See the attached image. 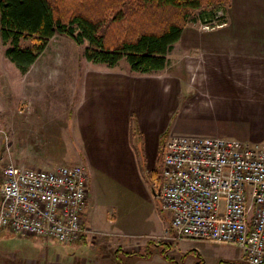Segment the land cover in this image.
Masks as SVG:
<instances>
[{"label":"crops","instance_id":"obj_1","mask_svg":"<svg viewBox=\"0 0 264 264\" xmlns=\"http://www.w3.org/2000/svg\"><path fill=\"white\" fill-rule=\"evenodd\" d=\"M215 14V19L225 20L211 19V38L204 42L191 36L201 22L193 20L159 74H133L127 67L92 69L87 62L84 72L70 70L71 76L79 77L77 85L74 78L47 79L34 86L35 91H27L32 111L24 122L15 121L7 105L0 103L2 126L19 166L53 170L82 165L88 170V200L97 205L90 214L88 202L84 233L77 242L99 246L101 232L106 233L103 242L125 253L115 264H246L235 245L176 240L171 222L165 231L141 228L145 217L165 212L150 175L159 169L160 152L171 136L201 135L264 145V0H231L226 10ZM58 83L64 88L63 109L51 112L56 114L51 119L46 117L51 108L34 98ZM26 136L31 139L28 149ZM25 148L31 151V160L25 157L29 155ZM100 205L109 209L104 222L95 214ZM164 233L172 238L163 242L170 245L168 259L161 248L150 258L128 255L141 253L148 241ZM13 234L19 249L13 257L29 264H50V257L41 256L39 243L32 239L38 237ZM144 236L145 241L136 240Z\"/></svg>","mask_w":264,"mask_h":264},{"label":"built area","instance_id":"obj_2","mask_svg":"<svg viewBox=\"0 0 264 264\" xmlns=\"http://www.w3.org/2000/svg\"><path fill=\"white\" fill-rule=\"evenodd\" d=\"M3 176L0 230L63 244L81 239L89 195L84 166L7 165ZM160 197L176 240L235 245L246 264H264V145L173 135Z\"/></svg>","mask_w":264,"mask_h":264},{"label":"trees","instance_id":"obj_3","mask_svg":"<svg viewBox=\"0 0 264 264\" xmlns=\"http://www.w3.org/2000/svg\"><path fill=\"white\" fill-rule=\"evenodd\" d=\"M230 4L231 0H0V40L5 57L22 75L56 35L86 45L85 59L93 66L115 69L124 61L133 74H159L193 20L211 22ZM23 42L30 45L23 47ZM159 156V169L150 175L157 193L163 184L164 148ZM158 248L168 259L170 245L153 241L144 253L128 255L150 258Z\"/></svg>","mask_w":264,"mask_h":264},{"label":"rangeland","instance_id":"obj_4","mask_svg":"<svg viewBox=\"0 0 264 264\" xmlns=\"http://www.w3.org/2000/svg\"><path fill=\"white\" fill-rule=\"evenodd\" d=\"M197 17L198 15L196 16V18ZM219 17L221 18V16ZM220 18L215 19V22L217 23ZM200 21L202 20L200 19ZM192 22L189 25H192ZM196 24H199V22H197ZM196 28L197 33L190 34L191 36H198V39L203 38L202 41L204 42H207L208 38H211V22H200L199 26H197ZM204 30L208 32H204ZM28 45H30L29 42L22 43L23 47ZM85 47L86 45L78 46L71 39L65 36L56 35L53 39H51L45 52L38 59V62L33 66L30 73L28 75H22L21 72L17 69L16 65L5 57V48L3 47L2 42L0 40V103L7 105L8 113L10 114V116L13 119L16 118L15 121H18V123L21 121L24 122L25 117L27 118L28 116H31L32 102L29 98L27 99L26 93L31 89L35 91L36 87L34 86L42 85V83H44V80L52 79L55 81L62 80L64 82V80L66 79L74 78V84L77 85V80L79 77L75 75L71 76L72 71L70 70H72L73 67H76L80 68L81 72L85 71L83 70L87 63V60L85 59L84 55ZM93 67L94 68L92 69H98V67L101 68L102 66L94 65ZM119 67L126 68L127 65L123 61ZM40 70L41 72H39ZM60 83H58V86L47 87V91L43 90L36 93L39 98H34L36 101L43 103V107L49 106L51 108L48 110V113L46 115V117H50L51 119L56 118V114H54L55 116H53V113L51 112H53L54 110L63 109L64 88L61 89V85H63V83ZM49 84H52V82H49ZM76 92L78 93V91ZM3 118L4 115L0 107V193L4 177L3 169L7 165L24 167L19 166V163L15 161V156L13 155L14 147L10 146V140L7 136L8 134L6 135L5 129L2 126ZM24 139V142H26L25 145L28 149V140L31 139L29 136H26ZM10 151L12 152L11 156L8 155ZM27 153L28 152L25 148L24 154L26 155ZM30 153L31 151L28 153L29 155L25 157H28V159L31 160ZM25 157L24 159L26 160ZM25 167L36 168L28 165H25ZM88 202V213L90 211L91 214V212L95 211V207L97 204H95L96 202H94L92 198L89 199ZM108 212L109 209L107 207L100 205L99 210L96 211L95 214L96 216H98V218H104L102 220V222H104L107 218L106 215L108 214ZM145 218L146 219H144V225L141 227L142 230L143 228H145L144 231H161L163 229H168V226L171 222V214L168 212H162L161 210L155 213V215H151ZM13 233L14 232L8 227L0 230V264H29L27 263V261H21L20 258L17 259L13 257V253L19 250L18 248H16V241L18 237L15 236ZM105 237H107L106 233L101 232L100 238L102 240H100L101 242L99 246L91 245L90 242L85 241H76L72 243L63 244L53 239H32L35 242L39 243L40 255L50 257V264H67V262L69 261L71 262V264H108L107 262L115 264L121 258H124L125 253L122 250L119 252H115V250H113L112 248V245H110L108 241L105 240V242H103V239ZM146 239L147 238L144 236L141 239L136 240H138V242H142ZM12 240L13 242H11ZM168 241H172L170 233H164L160 237L156 236V239L154 240V242L156 243H163ZM146 246H148V243L144 246V248H146ZM111 248L113 251H110ZM141 253L144 252L141 251Z\"/></svg>","mask_w":264,"mask_h":264},{"label":"water","instance_id":"obj_5","mask_svg":"<svg viewBox=\"0 0 264 264\" xmlns=\"http://www.w3.org/2000/svg\"><path fill=\"white\" fill-rule=\"evenodd\" d=\"M0 202H1V197H0Z\"/></svg>","mask_w":264,"mask_h":264}]
</instances>
